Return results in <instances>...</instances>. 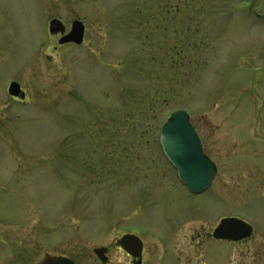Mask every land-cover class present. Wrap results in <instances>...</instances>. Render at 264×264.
<instances>
[{
    "label": "rangeland",
    "instance_id": "374dc122",
    "mask_svg": "<svg viewBox=\"0 0 264 264\" xmlns=\"http://www.w3.org/2000/svg\"><path fill=\"white\" fill-rule=\"evenodd\" d=\"M181 107L218 166L197 194L159 143ZM130 231L149 264H264V0H0V264H128Z\"/></svg>",
    "mask_w": 264,
    "mask_h": 264
},
{
    "label": "water",
    "instance_id": "95a60500",
    "mask_svg": "<svg viewBox=\"0 0 264 264\" xmlns=\"http://www.w3.org/2000/svg\"><path fill=\"white\" fill-rule=\"evenodd\" d=\"M51 32L65 31V25L59 18H53L50 23ZM85 25L81 20H75L71 31L64 34L60 43L75 41L81 43L84 38ZM9 92L12 95L25 97V92L17 81L11 82ZM160 143L167 158L177 168L180 179L189 186L193 192H200L210 186L217 172V165L204 152L201 139L193 126L190 115L185 109L175 110L163 124L160 133ZM253 226L239 217H224L214 230V236L240 240L250 236ZM121 243L127 250L132 243L135 250L142 247V240L133 234H124ZM107 247L94 248L98 257L106 262ZM137 252V251H136ZM39 264H77L68 256H58L46 259Z\"/></svg>",
    "mask_w": 264,
    "mask_h": 264
},
{
    "label": "flooded vegetation",
    "instance_id": "af4514ba",
    "mask_svg": "<svg viewBox=\"0 0 264 264\" xmlns=\"http://www.w3.org/2000/svg\"><path fill=\"white\" fill-rule=\"evenodd\" d=\"M58 34H60L61 35V33L60 32H58ZM15 98H18V97H15ZM191 194H195V193H192V192H190ZM213 231H214V229H213ZM133 231H130V232H128V233H132ZM133 233H136V234H138L139 235V233L138 232H136V231H134ZM157 235V234H156ZM140 236V235H139ZM142 238V240H143V247H142V250H141V254H139V255H135V253H136V251H138V250H135L134 249V247H133V245H132V243H130L129 244V248H130V252L127 250V255L129 256V262H128V264H149L146 260H145V251H146V240L143 238V237H141ZM215 238V237H214ZM215 239H218V240H227V239H219V238H215ZM243 240V239H242ZM120 248H122V246L120 245L119 246ZM123 249V248H122ZM106 253H107V255H108V260L110 261L111 259H110V247H107V250H106ZM140 253V252H139ZM168 257V255L165 257V259Z\"/></svg>",
    "mask_w": 264,
    "mask_h": 264
}]
</instances>
